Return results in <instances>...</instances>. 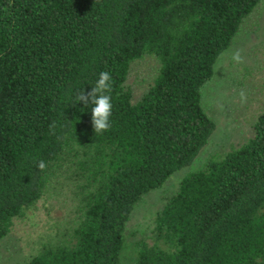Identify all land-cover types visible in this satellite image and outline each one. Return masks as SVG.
Listing matches in <instances>:
<instances>
[{"label": "trees", "instance_id": "1", "mask_svg": "<svg viewBox=\"0 0 264 264\" xmlns=\"http://www.w3.org/2000/svg\"><path fill=\"white\" fill-rule=\"evenodd\" d=\"M262 1L0 0V240L67 183L78 221L26 264H120L136 205L215 132L202 89ZM146 54L160 69L134 104L125 82ZM102 71L111 127L95 134L75 95ZM133 264H264V113L244 145L182 181Z\"/></svg>", "mask_w": 264, "mask_h": 264}, {"label": "rangeland", "instance_id": "2", "mask_svg": "<svg viewBox=\"0 0 264 264\" xmlns=\"http://www.w3.org/2000/svg\"><path fill=\"white\" fill-rule=\"evenodd\" d=\"M242 50L244 62L235 64L231 52ZM160 61L146 54L131 64L125 82L135 104L153 85ZM247 94L241 103L239 93ZM203 107L215 122L216 130L192 165L177 171L136 205L126 225L125 249L120 264H133L140 244H151L158 217L175 196L182 181L205 169L214 159H222L244 145L254 134V126L264 113V0L243 22L232 45L215 64L213 79L202 89ZM50 189L23 216L16 218L10 233L0 240V264H26L45 247L70 232L79 215L72 187Z\"/></svg>", "mask_w": 264, "mask_h": 264}, {"label": "clouds", "instance_id": "3", "mask_svg": "<svg viewBox=\"0 0 264 264\" xmlns=\"http://www.w3.org/2000/svg\"><path fill=\"white\" fill-rule=\"evenodd\" d=\"M229 59L235 64H242L244 62L242 50L236 49L235 51L231 52ZM111 81V74L108 71H102L99 73L98 79L90 91L85 92L83 89L75 95V103L80 102L85 106H92L91 123L95 134H103L111 127L110 117L112 115L113 108L111 102V92L113 85ZM239 97L242 104L247 102V94L245 91L241 90ZM56 127V123H53L50 125V130H52L54 133ZM36 167L43 171L47 168V163L41 159L36 162Z\"/></svg>", "mask_w": 264, "mask_h": 264}]
</instances>
